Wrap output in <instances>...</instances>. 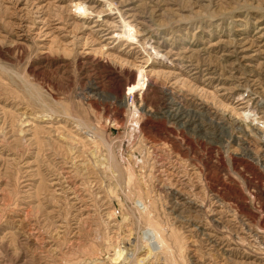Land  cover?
Returning <instances> with one entry per match:
<instances>
[{"label": "rangeland", "instance_id": "374dc122", "mask_svg": "<svg viewBox=\"0 0 264 264\" xmlns=\"http://www.w3.org/2000/svg\"><path fill=\"white\" fill-rule=\"evenodd\" d=\"M0 264H264V0H0Z\"/></svg>", "mask_w": 264, "mask_h": 264}, {"label": "bare ground", "instance_id": "6f19581e", "mask_svg": "<svg viewBox=\"0 0 264 264\" xmlns=\"http://www.w3.org/2000/svg\"><path fill=\"white\" fill-rule=\"evenodd\" d=\"M144 85H146V84H145V80H144V78H143V70H141V71H140V74H139V79H138V81H137V85H135L134 89L137 90V89H139V88H141V87L143 88ZM145 87H146V86H145ZM174 115H175V114H174ZM175 116H176V115H175ZM176 117H178V116H176ZM182 117H183V116H182ZM154 230H155V233H156V235H157V238H158V240H159L161 246H163V247H167L168 243H167L166 240H165V237H164V235H163V232L160 231V230H158V229H156V228H154Z\"/></svg>", "mask_w": 264, "mask_h": 264}]
</instances>
